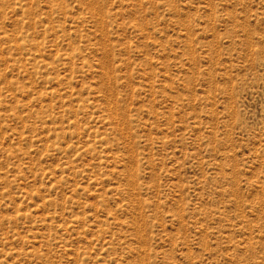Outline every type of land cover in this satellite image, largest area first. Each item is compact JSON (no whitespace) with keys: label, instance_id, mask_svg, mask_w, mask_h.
Returning a JSON list of instances; mask_svg holds the SVG:
<instances>
[{"label":"rangeland","instance_id":"obj_1","mask_svg":"<svg viewBox=\"0 0 264 264\" xmlns=\"http://www.w3.org/2000/svg\"><path fill=\"white\" fill-rule=\"evenodd\" d=\"M0 264H264V0H0Z\"/></svg>","mask_w":264,"mask_h":264}]
</instances>
